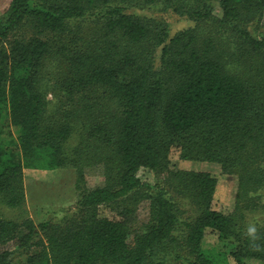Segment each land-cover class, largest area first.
<instances>
[{"label": "trees", "instance_id": "1", "mask_svg": "<svg viewBox=\"0 0 264 264\" xmlns=\"http://www.w3.org/2000/svg\"><path fill=\"white\" fill-rule=\"evenodd\" d=\"M157 6L194 26L169 37L127 13ZM263 15L264 0H11L0 205L22 208L23 170L72 169L78 199L61 223L0 215V264H264V31H251ZM172 152L235 177L229 213L212 208L216 179L171 168ZM97 166L103 183L87 189Z\"/></svg>", "mask_w": 264, "mask_h": 264}, {"label": "rangeland", "instance_id": "2", "mask_svg": "<svg viewBox=\"0 0 264 264\" xmlns=\"http://www.w3.org/2000/svg\"><path fill=\"white\" fill-rule=\"evenodd\" d=\"M11 0H0V17L7 10ZM128 14L140 18H148L161 21L166 24L169 37L177 33L191 29L194 23L184 16H177L169 11H164L159 6L152 9H131ZM258 33L264 31V15L258 24L251 27V31ZM160 48L155 51L154 67L159 65ZM47 100L52 102V97L47 95ZM75 138L70 142L73 144ZM170 167L178 170L205 172L216 179V192L213 197L212 208L222 213H229L233 207L234 194L236 190V179L234 176L225 175L216 164L206 162H187L178 159L176 152L170 155ZM139 177L142 181L152 182L154 177L147 171L141 170ZM85 187L94 189L103 183L101 167H91L84 171ZM22 184L24 192V204L20 210H11L0 205L1 217L19 221L30 219L35 225L41 222L61 223L65 218L72 215L76 209L78 199L75 191V173L72 169L38 171L23 170ZM146 205L143 204L138 210V221L146 219ZM99 217L114 219L115 213L108 208L98 209ZM261 214H248L247 220L251 225L259 221ZM215 237L206 231L204 243L206 246L213 245ZM230 264H234L232 261ZM242 264H258L253 260H245Z\"/></svg>", "mask_w": 264, "mask_h": 264}, {"label": "clouds", "instance_id": "3", "mask_svg": "<svg viewBox=\"0 0 264 264\" xmlns=\"http://www.w3.org/2000/svg\"><path fill=\"white\" fill-rule=\"evenodd\" d=\"M256 228L255 227H250L248 229V235L252 238V239H256Z\"/></svg>", "mask_w": 264, "mask_h": 264}]
</instances>
